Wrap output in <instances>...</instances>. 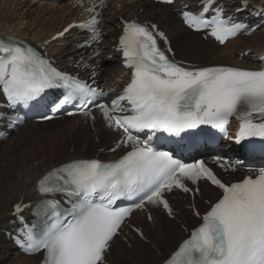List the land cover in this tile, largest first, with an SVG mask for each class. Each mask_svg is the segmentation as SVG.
Instances as JSON below:
<instances>
[{"label": "snow or ice", "instance_id": "1", "mask_svg": "<svg viewBox=\"0 0 264 264\" xmlns=\"http://www.w3.org/2000/svg\"><path fill=\"white\" fill-rule=\"evenodd\" d=\"M161 2L172 4L174 0ZM215 5L216 0H202L199 13L182 11L184 23L196 31H207L221 44L248 28L226 18L223 8ZM247 6L248 0H242V7ZM97 7H106L105 0H98L88 11ZM101 19L102 13H97L69 28L89 31L92 35L88 40L99 41ZM158 39L167 44L155 24L124 23L119 47L131 80L109 104L97 102L107 95L105 92L58 71L35 48L14 37H0V91L9 106L28 105L48 89H62L61 99L52 108L54 113L79 101L77 108L95 120V107L109 128L121 131L117 146L130 149L108 163L71 160L38 181L41 194L63 195L70 204L61 208L54 198L44 200L43 208L51 210L50 222L39 235L27 229L23 240L17 241L27 252L43 251L44 264H106L111 242L134 210L162 206L172 215L164 194L174 188L187 193L191 189L185 181L195 184L201 179L218 186L223 195L165 264H264V168L239 182L224 184L204 161L184 163L152 144L156 132L179 136L200 125L226 132L232 117L240 121L238 141L264 138V68L183 66L166 55L171 48L162 49ZM145 130L152 135L142 139L139 133ZM220 166H225L223 161ZM121 200L133 203L115 207ZM21 210L17 204L16 212Z\"/></svg>", "mask_w": 264, "mask_h": 264}, {"label": "bare ground", "instance_id": "2", "mask_svg": "<svg viewBox=\"0 0 264 264\" xmlns=\"http://www.w3.org/2000/svg\"><path fill=\"white\" fill-rule=\"evenodd\" d=\"M13 1H15L16 10L6 18L7 22L14 20L21 13L22 8L24 11L26 10L25 13L35 9L26 0ZM121 1L124 2V0ZM125 2L123 8L119 9L116 6V0H111L110 11L115 13L110 19H105L106 27L111 28V35L116 34L118 26L122 24L116 18L118 15L133 14L143 20L155 18L159 25L169 33L178 58L187 61L195 62L203 58L206 63H216L217 60L213 58H216L219 53L222 54L221 50H224L226 57L229 50L244 52L251 48L256 53L264 47V30H260L251 36H239L228 41L224 46H217L213 41H205L199 34L183 27L172 10L139 1ZM260 3H264V0ZM39 7L43 10V4H40ZM66 8L64 6L60 9L61 12H64L63 15L58 14L55 17L56 28L65 22L64 20L67 18ZM140 8H143L142 12L139 11ZM50 30L53 31L54 28L51 27L44 34H40L37 39L39 40L42 35H46ZM15 32L14 30H0V34H14ZM105 49L106 54H114L115 59L114 62H109L105 67L102 79L111 77L118 69L117 53L110 47ZM76 54V47L70 46L61 50L57 57L70 60L75 58ZM206 57H210V61H207ZM229 59L223 58L218 61L228 60L232 62ZM246 62L249 61L240 62L239 57L235 59V63L238 64ZM15 133L17 134L12 142L7 143L9 140L0 142V264H29L40 259V256L10 257L7 253H12V245L6 240L2 229L12 225L14 219L12 216L13 204L20 200L27 202L34 199L37 179L52 166L72 158L91 156L87 154L94 155L104 145L111 143L117 137V134L105 130L101 125L95 124V129L92 130L90 123L84 124L78 117L51 120L38 125L25 123ZM96 136L98 140L95 139ZM201 192L211 196L212 199L218 196L216 189L207 184L202 185ZM196 203L201 202L197 199ZM190 204L189 199H177L179 213L176 215V220H168L165 214L159 213L158 220L150 223L144 217L138 216L145 234L151 238V241L144 242L132 231L133 237L129 236L127 242L116 237L107 259L112 264H158L174 249L178 240L184 237L182 225L190 226L192 224L190 220L197 221L188 208ZM202 206L204 207V204Z\"/></svg>", "mask_w": 264, "mask_h": 264}, {"label": "rangeland", "instance_id": "3", "mask_svg": "<svg viewBox=\"0 0 264 264\" xmlns=\"http://www.w3.org/2000/svg\"><path fill=\"white\" fill-rule=\"evenodd\" d=\"M3 1L4 2H2L0 0V3L2 2L0 4V25H1L0 29H5L8 31L14 30L17 32V34L20 33L19 35H21V34L26 35L25 37L30 38V39H36L37 37L40 36V34H44L45 32H47L51 27L54 28L53 31H55L57 29L56 28L57 24L55 25L54 21H55V17L58 14L55 17H54V15H52L56 11L53 10L54 8L51 9L48 3L43 5V10L39 7L40 3L32 4L31 6L33 7V9L34 8L35 9L30 11V12L27 11V13H25L26 10L24 11V9L22 8L21 13H19V15L14 20L12 19L9 22H7L6 18L9 15H11L12 12L14 13V11L16 10L15 9V1H13V0H3ZM258 1L262 2L263 0H258ZM46 7H47V9L45 10ZM17 12H19V11H17ZM58 17H60V16H58ZM51 31L52 30H50L48 33L51 34L53 32V31L52 32ZM16 32L14 34H16ZM48 33H46V35H42L41 37L44 38L45 36L48 35ZM42 38H39V39H42ZM222 48H224V47H222ZM221 52H222V54L219 53L218 56L216 58H213V59L218 61V60H221L223 58H230L229 60H231L233 63H235V59H237V56L239 53V51L229 50L226 53V57H225L224 50H221ZM247 59L249 61H251V57H247ZM208 60L210 61V57L207 58V61ZM246 60H244V61H246ZM16 134L17 133H15V135ZM15 135L12 136V138H11L12 140L10 139L9 142H7V143L12 142L13 139H15Z\"/></svg>", "mask_w": 264, "mask_h": 264}]
</instances>
